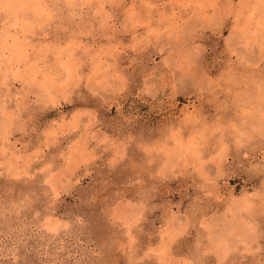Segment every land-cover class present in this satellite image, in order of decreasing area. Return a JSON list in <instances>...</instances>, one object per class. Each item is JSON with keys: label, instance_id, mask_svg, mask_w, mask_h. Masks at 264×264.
Listing matches in <instances>:
<instances>
[{"label": "rangeland", "instance_id": "374dc122", "mask_svg": "<svg viewBox=\"0 0 264 264\" xmlns=\"http://www.w3.org/2000/svg\"><path fill=\"white\" fill-rule=\"evenodd\" d=\"M0 264H264V0H0Z\"/></svg>", "mask_w": 264, "mask_h": 264}, {"label": "bare ground", "instance_id": "6f19581e", "mask_svg": "<svg viewBox=\"0 0 264 264\" xmlns=\"http://www.w3.org/2000/svg\"><path fill=\"white\" fill-rule=\"evenodd\" d=\"M14 1H17V0H14Z\"/></svg>", "mask_w": 264, "mask_h": 264}]
</instances>
